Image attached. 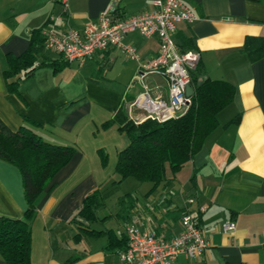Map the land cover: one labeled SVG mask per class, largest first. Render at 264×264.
<instances>
[{
    "label": "crops",
    "instance_id": "1",
    "mask_svg": "<svg viewBox=\"0 0 264 264\" xmlns=\"http://www.w3.org/2000/svg\"><path fill=\"white\" fill-rule=\"evenodd\" d=\"M181 1L197 19L177 25L175 42L193 37L200 55L198 79L231 83L233 100L219 112L217 129L191 160L176 173L166 167L164 179L155 185L147 182L126 192L128 200L118 201L123 206L114 214L103 210L111 191L106 186L124 180L119 182L114 162L128 138L113 116L121 108L127 116L132 113L134 121H142L145 111L129 104L144 87L151 97L168 100L163 75L148 74L143 83L135 79L140 64L158 50L156 36L136 31L123 38L135 49L136 59L114 47L95 51L82 62L74 59L81 67L88 61L111 66L118 56L125 57L120 70L130 78L123 89L91 74L82 77L76 92L70 91L63 71L74 61L64 64L59 53L51 57L45 45L32 72L14 78L17 92L5 88L1 73L9 57L30 47L38 29L61 33L71 27L81 32L109 3L127 16L151 10L152 0H0V119L16 130L26 117L40 125L31 126L43 139L75 148L34 200L29 264H121L118 251L125 246L126 224L169 238L181 231L179 219L186 209L197 215L209 246L195 258L178 255L173 264H264V56L252 61L243 49L247 36H264V0ZM238 114L239 122L229 123ZM99 124L111 139L89 135ZM19 174L15 165L0 159V215L23 216L26 203ZM94 191L100 192L94 219L75 218L84 197ZM188 197L195 202L188 204ZM199 206L205 209L199 211ZM112 219L116 225L108 223ZM227 220L234 229L224 232L221 224ZM0 264H5L1 256Z\"/></svg>",
    "mask_w": 264,
    "mask_h": 264
},
{
    "label": "trees",
    "instance_id": "2",
    "mask_svg": "<svg viewBox=\"0 0 264 264\" xmlns=\"http://www.w3.org/2000/svg\"><path fill=\"white\" fill-rule=\"evenodd\" d=\"M33 36L30 47L17 57H9L6 61L7 67L1 73L5 88L10 92H17L14 78L20 75L19 73L29 75L36 67V56L43 49L45 42L41 29L34 31ZM244 39L243 49L250 60L264 56V36H247ZM194 40L193 37L180 38L177 41L180 50H196ZM61 60L68 64L64 57ZM198 66L199 64L195 66L189 79L193 88L189 104L180 115L161 122L145 118L135 123L121 108L117 109L112 121L118 124V128L128 138V144L117 152L115 158L114 172L118 174L119 182L132 177L142 183L157 184L164 179L166 167L176 173L200 150L205 138L217 129V115L232 102L234 86L225 80L205 78L200 81L198 78L201 68ZM239 118V114L235 115L229 123H238ZM23 119L26 123L16 130L5 126L0 119V159L18 168L26 203L22 217L0 215V256L5 264L30 263L29 225L35 211L34 200L75 152L73 146L43 139L31 126L40 125L26 117ZM104 158L105 156L101 159L103 163ZM84 198L75 218L94 219L93 209L98 205L100 192L94 191Z\"/></svg>",
    "mask_w": 264,
    "mask_h": 264
},
{
    "label": "built area",
    "instance_id": "3",
    "mask_svg": "<svg viewBox=\"0 0 264 264\" xmlns=\"http://www.w3.org/2000/svg\"><path fill=\"white\" fill-rule=\"evenodd\" d=\"M66 6L67 4L64 3ZM153 8L124 16L114 3L104 6L94 22L81 32L67 27L61 33L53 28L44 27L45 48L60 53L65 60L83 61L95 51L114 47L136 59L135 49L124 44L123 38L131 32H139L144 37L156 36L158 50L153 57L140 64L135 79L142 82L148 74L163 75L168 81V100L153 98L146 87L129 104V107L143 109L145 118L159 122L176 117L184 112L189 104L185 88L190 84L191 72L198 64L200 55L197 50L181 51L175 42L174 34L179 23H191L197 19L194 12L181 0H152ZM134 121L135 116H128ZM135 123H138L134 121ZM188 204L195 202L193 197L186 199ZM204 206L198 210L203 211ZM182 229L169 238L141 230L134 224H126L124 235L126 246L118 251L121 264H173L175 257L195 258L203 254L209 246L204 238L197 215L189 210L181 215ZM226 232L234 229L231 220L221 224Z\"/></svg>",
    "mask_w": 264,
    "mask_h": 264
},
{
    "label": "rangeland",
    "instance_id": "4",
    "mask_svg": "<svg viewBox=\"0 0 264 264\" xmlns=\"http://www.w3.org/2000/svg\"><path fill=\"white\" fill-rule=\"evenodd\" d=\"M46 51L51 57H56L58 54V52L54 50H49V48ZM125 60H127L125 57L118 56V59L116 60L114 65L111 66L102 63L95 65L93 62L88 61L86 62L87 64H85V66L83 67L78 66L76 64L77 62L74 61L68 68H66V70L63 71V74L64 77L66 76L69 79V83L71 82L69 84L70 86L68 87L70 91L76 92V90H78V88L80 87V83L82 82L83 79L82 77L84 75H91V74H93L96 78L100 80V82L102 81V83L104 84L110 86L114 85V87L123 89L127 85L130 78L127 77L125 72H121L120 70V64ZM106 121L107 123H110L111 120L108 121L107 119ZM106 121L104 123H106ZM106 129L102 127L101 124H99L98 127H94L92 129L89 135H91V137H97L98 139H105L107 137L111 139L112 134H109L110 132L106 131ZM117 136L121 137L118 134ZM116 176L117 174H115L114 177H111L110 181L111 182L114 181L115 178H117ZM147 185H148L147 182L139 183L135 178L132 177H128L118 184L117 183L108 184V186L106 187H108L107 189L111 188V191L107 193L105 196L106 209L103 210L108 213H114V214L119 212V209L122 208L123 204L118 203V201L119 202L125 201L126 192H130L131 194L132 190H134L135 188L139 186L146 187ZM127 200L128 199H126V201ZM115 222L116 220L112 219L108 223L111 225H116Z\"/></svg>",
    "mask_w": 264,
    "mask_h": 264
},
{
    "label": "water",
    "instance_id": "5",
    "mask_svg": "<svg viewBox=\"0 0 264 264\" xmlns=\"http://www.w3.org/2000/svg\"><path fill=\"white\" fill-rule=\"evenodd\" d=\"M192 91H193L192 86L190 84H188L185 88V91H184L186 93L187 97L190 98V96L192 95Z\"/></svg>",
    "mask_w": 264,
    "mask_h": 264
}]
</instances>
